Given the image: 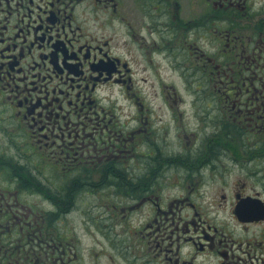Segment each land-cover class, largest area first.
<instances>
[{
	"label": "flooded vegetation",
	"instance_id": "af4514ba",
	"mask_svg": "<svg viewBox=\"0 0 264 264\" xmlns=\"http://www.w3.org/2000/svg\"><path fill=\"white\" fill-rule=\"evenodd\" d=\"M155 59L190 69L184 91L208 97L186 105L194 121L213 123L202 147L163 151L142 113L151 111L133 98L151 75L153 87L175 92ZM112 86L135 108L127 106L126 122L103 103ZM179 102L171 100V112ZM252 136L258 141L248 144ZM238 140L245 146L235 149ZM260 142L264 0H0V264H81L63 237L46 232L78 195L94 198L103 220L143 208L147 251L158 250L166 264H254L248 232L264 230V188L246 177L260 176L252 171L258 163L243 166L245 180L236 179L229 194L215 188L229 177L221 174L236 151L247 154ZM166 171L169 199L161 203L154 194ZM30 196L53 213L35 212ZM228 197L244 243L210 212L212 199L226 204ZM87 213L93 223L95 213Z\"/></svg>",
	"mask_w": 264,
	"mask_h": 264
},
{
	"label": "rangeland",
	"instance_id": "374dc122",
	"mask_svg": "<svg viewBox=\"0 0 264 264\" xmlns=\"http://www.w3.org/2000/svg\"><path fill=\"white\" fill-rule=\"evenodd\" d=\"M200 46L207 47L204 42H202ZM154 62L158 64L157 70L165 80L164 83L174 85L176 89L175 92H169V89L162 90L160 86L157 88L153 87V82L158 81L155 75L150 76L149 82L139 83L136 87L137 91L134 93L137 94V96L133 95V98L137 97L138 100H142L143 102L141 103L151 111L149 114L147 111L142 113L149 117L153 127L156 128L157 132L155 139H158L160 146L164 147L163 151L169 150V144L173 148L192 147L196 149L202 147L203 134L208 133L213 128V123L210 122V124H208L210 119H207L205 122H200L197 119L194 121V118H192L190 114V108L186 105L192 99H208V97H201V92L184 91L182 85L187 82L186 80H191L189 76L191 72L190 69L187 71L183 67H168V60L162 62L161 59H155ZM181 63L182 59L179 58V64L185 66L184 63ZM183 72L185 73L184 75H182ZM107 93L109 100H104L103 103L106 105L110 102V110L118 117V122H126V119H129L127 117L128 113L126 112L127 106L130 112H133L135 108L129 105L124 92L119 93L116 87L112 86L107 90ZM173 99H181L183 102L182 104H180L181 102L175 104L179 107L171 112L172 109L169 108V104ZM211 109L214 110V106ZM185 110L186 114H182L181 112ZM178 113L182 114V116L178 115ZM129 125L133 126L134 123L130 120ZM183 129L186 131V134L189 135L188 138L183 135ZM247 141L248 144L249 142L254 143L258 141V138L252 136V138ZM165 142L167 144H165ZM178 143H180V145ZM238 143L239 140L237 144L232 143V146L235 147V149H240L245 146L243 141L241 145ZM239 152L240 151H236V155L238 156L232 159L233 162H231V165L225 163L227 166L224 168L227 169L221 175H229V177L226 178L225 183H221L220 185L216 184L218 187L215 188V186L214 188L217 191V195L220 193L227 195L232 192L236 187V179L241 178L245 180V178H243V166L244 169L249 170L251 168L250 164L256 165V163H258V165H256L258 169L252 171L259 170L260 176L251 174L252 178L246 177V182L247 184H255L258 190L264 188V179L262 180L261 178V173L264 172V144L260 142L256 147H250V151L247 154H250L251 157ZM34 157L35 156H32V158ZM28 158L30 159V157ZM133 173L134 172H132V174ZM163 175L165 176V187L160 188V190L159 188L156 189V193L158 194H154L155 196H159L161 203L167 202L169 199V178L167 179V177H169V171L163 172ZM222 184H225V186L220 187ZM214 188L211 187L206 189L208 196L212 195ZM228 199L229 202L226 204L221 202L219 198L216 200L212 199L213 207L215 208L210 210V212L213 216H216L215 221L223 226L222 228L225 234L231 235L233 238L244 243V237L236 236L239 231L236 229L239 227L230 219L229 203L231 199L230 197H228ZM93 200L94 198L92 197L78 195L77 202L74 201L75 206L73 208L67 210V212L64 211L55 214V218L48 221V224L46 223L47 225H50V223L54 225L53 229L48 228L46 232H49V235L53 234L55 238H57V235L63 237L61 238V240L64 241L63 244L67 243L72 253L77 254V259L81 264H166L163 262V254L159 253L158 250L150 248L147 251L146 244L149 238L145 235L141 227L148 223V217L144 214H140L143 208L134 210L133 212L131 211L130 213L124 211V214H119L116 218L103 220L101 215H99L100 212L91 208V206L97 204L91 203ZM110 200L114 201L113 198H110ZM209 200L210 198L207 199V201ZM28 201L29 206L33 207L35 212L53 213L49 211L51 210V205L48 202H41L37 196H30ZM199 205L203 207V205H208V202H206L205 199V201L200 202ZM218 207L221 208L217 211L216 208ZM87 212L95 213L92 215L93 217L95 216L93 223L90 221V214ZM215 213L217 215H215ZM226 223L230 224V226L228 227ZM98 225L100 227H98ZM230 227L232 230H236L235 235L230 233ZM58 228L59 230H57ZM262 228L263 225L260 227H251L248 232L250 235L248 237L250 239L252 238L250 241L251 255H256L251 258L255 261L254 264H264V230H262ZM259 240H261L262 243L259 247H256L255 243ZM57 242L59 241L57 240ZM67 245L64 244V247L66 248ZM259 259L263 260L259 262Z\"/></svg>",
	"mask_w": 264,
	"mask_h": 264
}]
</instances>
